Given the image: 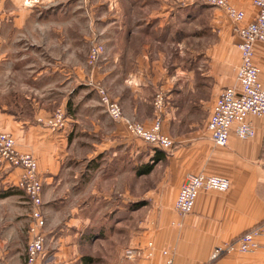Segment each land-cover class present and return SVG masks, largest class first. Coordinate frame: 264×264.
Listing matches in <instances>:
<instances>
[{
	"label": "crops",
	"instance_id": "crops-1",
	"mask_svg": "<svg viewBox=\"0 0 264 264\" xmlns=\"http://www.w3.org/2000/svg\"><path fill=\"white\" fill-rule=\"evenodd\" d=\"M229 1L245 12L242 24L256 17L254 0ZM202 14L213 15L210 27L221 37L187 53L181 25ZM98 41L105 55L89 66V47ZM166 42L177 43L176 54L151 49ZM238 42L223 11L171 0H0V130L21 152L35 154L43 184L47 240L35 264H146L125 258V250L151 240L156 262L168 249L173 264H264V232L256 251L212 259L216 246L264 220V115L248 117L255 137L232 133L226 146L207 130L221 90L235 83ZM254 53L264 83V42ZM100 85L114 94L113 87L128 89L125 118L146 127L155 116L152 97L164 90L162 131L174 150L158 149L131 135L125 121L112 120L91 99ZM59 108L67 120L55 129L49 122ZM179 125L189 128L178 132ZM189 173L226 177L230 188L201 191L193 211L181 216L175 202ZM21 174L0 163V205L11 211L0 229V264H27L31 204L17 187Z\"/></svg>",
	"mask_w": 264,
	"mask_h": 264
},
{
	"label": "built area",
	"instance_id": "built-area-1",
	"mask_svg": "<svg viewBox=\"0 0 264 264\" xmlns=\"http://www.w3.org/2000/svg\"><path fill=\"white\" fill-rule=\"evenodd\" d=\"M208 6L222 9L234 24V31L239 37L237 44L240 51V63L236 69V80L231 86L221 90L212 113L207 122V130L218 146H226L230 136L234 133L240 139L255 137L254 125L249 121V116L264 115V83L260 78L261 70L254 63V45L256 42H264V0H254L258 8L256 17L247 24H242L245 12L237 8L229 0H200ZM104 53V45L94 42L90 48L88 65H93L100 60ZM100 105L107 115L115 121L126 120L128 132L146 143L166 152H172L175 141L162 131V118L167 105V96L160 89L155 95L154 108L155 119L151 127L135 120L124 117L120 104L112 100L105 89L97 87ZM52 128L65 126L64 111L59 108L55 111L49 122ZM0 163L22 169V174L17 182V187L25 192L31 204V221L27 227V264H35L46 250V218L42 211L43 184L39 177L38 162L35 156L29 152H20L16 148L14 136L0 130ZM230 188L228 178L219 175H205L204 173H189L186 175L180 187L175 210L185 216L194 209L196 199L201 191L225 192ZM264 232V220L250 227L233 240L218 245L214 248L212 259L240 252L248 253L256 251L260 246L259 237ZM157 252L154 241H148L145 246L129 247L125 250V258L133 260L144 258L146 264H173L174 256L171 250L161 251L163 260L154 261Z\"/></svg>",
	"mask_w": 264,
	"mask_h": 264
},
{
	"label": "rangeland",
	"instance_id": "rangeland-1",
	"mask_svg": "<svg viewBox=\"0 0 264 264\" xmlns=\"http://www.w3.org/2000/svg\"><path fill=\"white\" fill-rule=\"evenodd\" d=\"M171 3H173L175 5L176 4H178V5L179 4H181V5L185 4L187 6H196V7H200V8H203V9H205L206 7H210V8L217 9V11L218 10L223 11L222 9H220L218 7L208 6V5L204 4V3H202L200 0H171ZM116 6H117L116 3H112V6L111 7L112 8H115ZM224 14H225V12H224ZM226 17H227L228 21L231 23L232 21L228 18L227 15H226ZM212 18H213V15H211V14H208V15L207 14L206 15L205 14H202L200 16V18L199 17L198 18L195 17L194 19L188 20V22L186 24L181 25V32H180L181 35H182V32H185L186 33V36H185L186 38L185 39L182 38L181 40L184 39L185 48L187 50L186 51L187 53H191L194 50H199V49L206 50L207 48L210 47V45L212 44V42L216 41L217 39H220L221 36L219 35V31L218 30H217V32L216 31H212V29L210 27V24L212 22ZM179 37H180L179 36V33H177V34H175L173 36L174 40H176V41L179 39ZM97 43H102L103 44V42H100V41H98ZM92 45L93 44H91L90 47H89L88 56H89L90 48H91ZM155 47H156V50L162 49V51H163V53L165 55H167V54L174 55V54L177 53L179 46L175 42H172V44L171 43L167 44V42H166L163 46H161V45H158V46L152 45V48L151 49H154ZM152 53H154V52H152ZM104 55H105V46H104V53L102 54V57ZM102 57L100 58V60L102 59ZM99 61H97L95 64H93L91 66L96 65ZM87 63H88V60H87ZM112 84H113V81H112ZM100 88L105 89L107 95L112 100H115V99H113L116 96L115 94L120 93L121 96H122V99L120 98L119 99V102L117 100H115V101H117L120 104V106L122 107V109H123V103L126 101V99H124V98H126V94L128 92V89H126L124 87H121V88H119V87H113L112 90H114V92H115V94H114V93H110V91L105 86H103V85H100ZM95 90H96V93L95 92H92L90 94L91 95V99L94 100L95 103L98 102L100 104L99 93L97 92V89L96 88H95ZM159 91H160V89L157 92L154 93V95L152 97V102L153 103H154L155 95ZM166 96H167V93H166ZM129 99H130V96L128 97V102L126 103V105H127L128 108L130 107V104H133V103H130L129 102ZM153 107H154V105H153ZM165 111L166 110H164V112L161 115L162 120H163V117L162 116L165 113ZM123 112H124V109H123ZM154 114H156L155 113V108H154ZM53 116H54V114H53ZM124 117H125V114H124ZM154 119H155V116L152 119L153 122H154ZM64 120H65V122L67 120L66 119V113L65 112H64ZM129 120H135V119L129 118ZM121 121H125V123H126V120H124V119H122ZM135 121H137V120H135ZM137 122H139V121H137ZM50 127H52V126H50ZM175 128H176V130L178 132H181V131H186L189 127H187L185 125H179V126H177ZM82 140H83V138H81V137L77 138V141H80L81 142ZM15 141H16V139H15ZM16 148H17V142H16ZM17 150L20 151L18 148H17ZM24 153H29V152H24ZM31 153L35 156V154L33 152H31ZM35 158H36V156H35ZM37 162H38V160H37ZM39 177H40V174H39ZM42 195H43V190H42ZM141 206L142 205H140V208H141ZM6 210H7V212H6ZM9 210H10V205H5V204L0 205V215H3L4 214L3 217L5 218V221L4 222L0 218V229H2V227L5 228V227H7L6 225H8V222L6 220H7L8 215H10V213H11V211H9ZM42 211H43V206H42ZM43 214H44V212H43ZM30 215H31V210H30ZM142 216H143V213L140 210L139 211V219L140 220L142 219ZM0 217H2V216H0ZM127 224H129V223H127ZM124 228H125V224H124ZM23 231H24V229H23ZM87 258L88 257H85L84 260L87 259Z\"/></svg>",
	"mask_w": 264,
	"mask_h": 264
},
{
	"label": "trees",
	"instance_id": "trees-1",
	"mask_svg": "<svg viewBox=\"0 0 264 264\" xmlns=\"http://www.w3.org/2000/svg\"><path fill=\"white\" fill-rule=\"evenodd\" d=\"M153 168V165H149L147 169H145L144 171H142L143 173H148L151 171V169ZM88 259H91L88 257Z\"/></svg>",
	"mask_w": 264,
	"mask_h": 264
}]
</instances>
